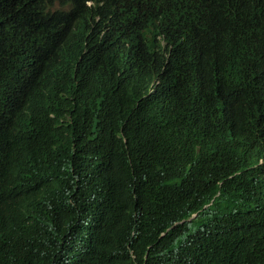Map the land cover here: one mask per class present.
Here are the masks:
<instances>
[{
    "label": "trees",
    "instance_id": "obj_1",
    "mask_svg": "<svg viewBox=\"0 0 264 264\" xmlns=\"http://www.w3.org/2000/svg\"><path fill=\"white\" fill-rule=\"evenodd\" d=\"M87 1L0 0V264H264V118L229 121L195 69V44L264 39L240 29L248 0H137L138 19ZM86 11L120 36L83 54L68 40ZM263 74L222 83L256 102ZM83 101L75 131L38 120Z\"/></svg>",
    "mask_w": 264,
    "mask_h": 264
},
{
    "label": "clouds",
    "instance_id": "obj_2",
    "mask_svg": "<svg viewBox=\"0 0 264 264\" xmlns=\"http://www.w3.org/2000/svg\"><path fill=\"white\" fill-rule=\"evenodd\" d=\"M144 2H155L168 13L176 9L179 0H139ZM96 0L87 1V5ZM57 1L54 2L53 9H57ZM64 7L63 9H65ZM131 13L137 19L140 17L138 11L137 0H132L130 5ZM244 11L240 20V29L246 32L264 31V0H248L244 5ZM171 22L164 28H167ZM211 27L214 25L207 24ZM72 33L69 36L68 43L76 49H81L82 53L93 51L100 46L107 44L109 41L119 38L110 25V22L101 14L92 11H86V18L80 23L71 25ZM98 39L94 43L92 37ZM101 42V45H99ZM220 40H219V43ZM200 48V54L195 60V69L203 83L214 89V102L216 105L225 108L228 112V120L241 123L247 116L257 115L264 118V95L256 102L250 101L242 89L224 85L222 78L229 70L237 75L254 76L264 67V39L244 42L236 48L223 47L211 54L206 46L217 45L211 43L195 44ZM58 50H60L58 48ZM59 60L62 63L69 64L60 56ZM81 60V57L79 58ZM207 63V66L200 70L201 63ZM70 65V64H69ZM165 70V66L161 67L158 73L154 74L152 80H148L145 85L139 86L135 84L130 98L124 102L131 107V113L134 116L142 115V105L156 90L160 84L161 76ZM264 83V74L262 76ZM183 84L188 89V82L184 79ZM24 94V92H23ZM22 94V96H23ZM84 101L78 105L63 106L62 112L56 113L49 111L39 117V121L51 124L52 126L66 125L75 131L79 128L84 114ZM196 216L195 214L192 217Z\"/></svg>",
    "mask_w": 264,
    "mask_h": 264
}]
</instances>
